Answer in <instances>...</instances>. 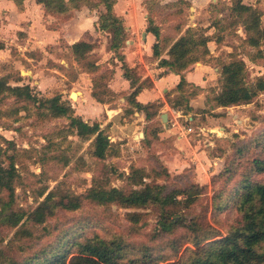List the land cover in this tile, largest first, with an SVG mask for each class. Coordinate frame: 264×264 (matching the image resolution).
<instances>
[{
    "label": "rangeland",
    "instance_id": "374dc122",
    "mask_svg": "<svg viewBox=\"0 0 264 264\" xmlns=\"http://www.w3.org/2000/svg\"><path fill=\"white\" fill-rule=\"evenodd\" d=\"M245 1L261 14L264 27V0ZM231 3L233 4V0ZM231 6H227L226 2L211 4L208 15H204V12L201 15V24L204 21V25H211V29L207 30V35L213 39L209 46L217 56L214 59L206 56L202 61L211 64L213 70L219 69L218 72L213 71L211 81L201 92L194 85L188 84L183 88L182 94L170 99L173 108L176 101L183 102V107L179 106L175 110L181 109L184 112L180 110L177 114L174 113L177 117L175 126L169 122L168 126L173 129L174 134H180L178 125L182 128L190 126L196 130L195 134L182 138L190 140L194 151L202 154L199 160L190 155L178 160L177 164L172 160V166L170 164L167 167L157 153L160 147L154 146V142L147 136V142L143 141L144 137L140 135L135 142L145 143L139 144L133 140V144L128 146L114 144L109 156L105 160H98L93 156L94 140H83L73 135L69 129L70 120L53 119L36 105L18 101L8 93L0 94V134L4 138L0 140V146L8 150L6 165L13 162L17 170L14 198L11 199L9 193L3 191L0 193L1 200L3 203L11 202L10 210L25 213L27 218L51 192H55L56 201L64 199L66 204V208H57L43 224L26 218L17 227L0 223L2 264L11 260L24 262L28 259H40L56 251L60 245L65 249L69 248L70 243L83 242L93 237L124 242L127 246L124 251L125 263L141 258L145 252L152 254L154 258L168 259L170 263L183 257L188 258L190 252H187V248L195 249L192 244L187 243L191 231L185 226L190 225L191 219H196L205 230L210 228L222 235L215 240L228 236L231 230L242 224V215L238 213L233 200L237 189L247 177L251 182L264 184V173L257 171V165L254 164L255 159L264 160V91L259 92L249 104L223 109L216 108L213 99L223 92L221 71L233 57L246 62V80L252 87L261 80L264 81V42L260 48L250 47L245 42L246 31L240 19L231 14ZM186 14L187 9L184 7L175 10L157 9L156 15L163 22L162 35L167 38L162 42L163 51L169 49L188 25ZM96 30L95 35L86 37L87 41L95 44L96 49L93 50V55H88L84 60L75 61L70 47L64 46L65 42L57 50L47 48L48 54L41 53L40 50L26 53L27 57L34 59L42 68L34 67V61H24L25 58L17 51L8 60H4L2 56L5 55L2 54L0 79L5 78L11 86H17L18 81L19 86L30 85L39 98L62 95L72 107L75 106V116L82 113L80 107L85 103L81 92L87 93L89 90L95 91L101 100L116 102L113 106L121 107L119 98H125V95L118 94L114 97L108 88L116 68V63L111 58L104 59L109 44L111 45L110 42H105V38L111 40V35L99 31L98 27ZM205 30L200 25L195 26L192 32L196 38H200L199 36H205ZM218 39L223 40L221 44H215ZM123 45L125 49L131 47L127 43ZM95 63L99 64L97 70L90 67ZM54 69L58 72L52 73L51 70ZM22 71L24 73L20 75ZM29 71L36 73L35 79L29 78ZM85 71L91 72L87 74ZM44 80L50 81L39 87ZM78 80L80 87L73 84ZM75 93L80 94V104L73 99ZM198 93L201 99L195 97L199 102L194 103L196 108L187 114L182 96L189 99L190 105V97ZM158 108L159 105L151 107L150 112L153 113ZM167 113L171 114V111ZM167 113L164 112L163 115ZM83 118L86 119V115ZM101 118L104 122L103 116ZM147 123L144 131L150 135L164 131L165 122L160 117ZM199 128L205 130L201 135L198 133ZM106 133L111 136L108 130ZM177 139L175 135L172 136L173 142ZM169 148L177 152L181 150L173 145ZM132 168L144 170L147 184L165 187L169 192L196 187L194 190L199 193V197L190 208L182 201L186 199L184 196L178 197L182 204L177 205L176 210L183 218L182 226H178L173 232H161V211L155 205L126 209L115 204L102 206L83 200L95 186L132 190L128 180ZM77 197L82 198V205L79 209L72 210L71 205ZM174 242L175 246L181 244L177 250L174 249Z\"/></svg>",
    "mask_w": 264,
    "mask_h": 264
},
{
    "label": "trees",
    "instance_id": "16d2710c",
    "mask_svg": "<svg viewBox=\"0 0 264 264\" xmlns=\"http://www.w3.org/2000/svg\"><path fill=\"white\" fill-rule=\"evenodd\" d=\"M24 1L14 0L19 7H22ZM37 1L44 5L49 13L56 16H66L70 11L80 9L82 6L97 8L103 5L106 8V13L100 16L98 30L112 36L111 50L116 53L119 52L126 42L127 32L123 22L113 13L116 0H70L69 3L65 0ZM232 14L240 19L247 32L245 42L250 47L260 48L264 42V27L262 26L261 14L255 11L253 7L244 5L242 0L235 1ZM150 29L157 38H160V31L157 27H150ZM199 37L196 38L195 33L189 30L185 36L181 37L170 48V59L161 60L160 65L180 74L194 63L203 60L209 55L208 43L210 40L205 36ZM95 47L93 43L81 41L72 46V52L77 61L84 60ZM4 49L5 44L0 42V52ZM160 49L159 44L154 46L155 56H161ZM90 67L96 69L95 65H90ZM124 70L125 78L131 82L134 88V92L129 97L130 105L144 112L147 120H151L157 114L159 108L153 113L150 112V109L158 104L144 106L135 102L136 96L144 88L150 86L140 84V79L135 69L124 66ZM246 70V62L234 57L223 66L221 77L224 89L221 94L213 99L216 108H229L249 104L259 92L264 91L263 80L255 87H252L247 82ZM186 85L188 83L183 78L178 86L180 94L183 93V88ZM33 91L28 85L11 86L5 78L0 79V94L8 93L18 101L23 100L36 105L40 111L45 110L53 119L67 118L70 120L69 129L73 135L83 140H94L92 143L94 147L93 156L95 158L105 160L109 156L114 144L111 143L110 136L106 133V130L101 128L100 123L91 124L84 121L81 117L75 116L73 107L70 103L63 101L61 95L53 98H39ZM93 95L101 102L96 92ZM182 98L186 103L185 112L188 114L193 111V108L189 105V99L183 96ZM174 104L175 108H178L183 105V102L176 101ZM3 139L0 134V140ZM7 155L8 150L0 146V193L6 191L9 193V197L13 199L17 170L13 162L6 165ZM254 164L257 165V171L264 173V160L255 159ZM146 178L147 175L144 174V170L132 168L128 177L133 187L132 190L106 189L101 186H95L89 190L83 200L102 206L115 204L126 209L143 208L148 205L158 206L161 211V232H173L178 226L184 224L183 218L179 216L176 210V206L184 201L187 204V208H190L195 204L199 193L195 192V186L186 191L169 192L165 187L147 184L145 182ZM248 179L247 177L241 187L237 189L236 198L233 199L235 208L242 215V224L231 230L228 236L215 240L222 235L210 228L205 230L196 219H191L190 225L185 226L191 231V236H189L187 243L192 244L195 249L187 248V252H190L188 258L183 257L178 261L168 263V259L162 257L154 258L152 254L145 252L141 258L131 259L125 263L123 261L126 259L124 251L127 246L124 242L121 240L107 241L99 237H93L83 242L75 241L73 244L70 243L69 248L65 249L60 245L56 248V251L45 255L43 258L40 257V259H28L24 262L11 260L7 264H264V184L254 183ZM179 196H184L186 199L179 201ZM55 198V192L49 193L28 218L25 213L11 211V202L3 203L0 198V223H9L11 226L17 227L26 218L37 224H43L54 214L57 208H66L64 199L56 201ZM83 200L77 197L70 209H79ZM175 244L174 242L173 246ZM180 245L178 243L174 249L177 250Z\"/></svg>",
    "mask_w": 264,
    "mask_h": 264
},
{
    "label": "crops",
    "instance_id": "0c3cea01",
    "mask_svg": "<svg viewBox=\"0 0 264 264\" xmlns=\"http://www.w3.org/2000/svg\"><path fill=\"white\" fill-rule=\"evenodd\" d=\"M65 1L69 3L70 0ZM150 1L151 0H116L113 8V13L116 17L122 20L127 32L125 44L127 43L131 46L130 48L125 49L123 45L119 52L116 53L111 50V45L109 44V50H107L104 58H111V60L116 63L115 72L108 88L114 97L118 94L125 95V98H119V102L122 103L121 107L113 106L116 105V102L113 101H98L93 95L95 91L89 90L87 93L81 92L82 99L85 103L80 107L82 108V113L76 115L88 123H100L102 129L106 131L108 130V133H111V143L118 146L123 147L125 145H132V141L134 140L135 142L138 135L141 134L144 135L143 141L147 142L145 138L147 136L150 141L154 142V146L157 145L160 147V151H157V153L167 164V167H170L169 165L172 160L177 164V162L190 155L197 160L202 158L201 153L194 151V147L191 145L190 140L178 137L179 134H174L172 131L173 129H170L168 126V122L169 124L173 123L175 126L177 117L174 113L177 114V111H180L173 109L170 99L177 94H180L178 86L183 78H185L188 84H192L200 89L201 92L205 89L208 82L211 81L213 71L218 72L219 69L213 70L211 64L207 61L205 62L201 60L179 74L168 67L161 66L160 62L163 59L169 60V51L172 45L181 37L185 36L189 30H193L195 26L198 27L200 25L206 29L204 31L205 36L210 40L208 43L209 55L207 57L210 59L217 57L213 54L214 52L209 46L213 41L212 37L207 35V30L211 29V25L209 23L208 26L204 25L203 23H206L204 21H202L201 24V15L203 12L204 15H208V8L211 4L218 5L225 2L227 3V6L232 5L230 9L232 14V8L237 0H233V4L231 3L232 0H153V3ZM242 3L246 6L254 7L253 5L248 4L245 0H242ZM183 7L185 10L187 9L185 20L188 25L181 31L182 33H180L176 40H172L173 43H171L169 49L163 51L164 45H162V42L167 38L162 35V33H164L161 28L163 22L160 16L156 15V11L157 9L175 10ZM104 13H106V8L103 5H100L97 8L82 6L80 9L70 11L66 16H56L49 13L44 5L40 4L37 0H25L22 7H19L14 0H0V42L5 44V49L0 52V56L3 54L5 55L2 56L4 60H8L14 56L13 52L17 51L25 58L24 61L29 63L34 61L32 65L37 68L40 64L35 62L34 59L27 57V52L30 53V51L40 50L41 53L48 54L47 48L50 50L53 48L57 50L59 45H62V43L65 42L64 46L70 47L71 54L75 59L72 52V46L78 42L87 41L86 37L96 34V27H98L100 16ZM168 16H171V14ZM209 17H211V15ZM150 27H157L160 31V38H157L154 33H152ZM111 37V40L105 38V42L111 43ZM215 41V44L217 42L221 44L223 40L220 41L218 39ZM156 44H159L161 47L160 57H157L154 54V46ZM94 51L89 55H93ZM75 61L77 60L75 59ZM94 65L96 66L95 68H97L99 64L95 63ZM124 66L136 70L137 76L140 79V84H145V86L149 84L150 87L144 88L143 91L136 96L135 102L144 106L149 104L159 105L158 110L160 111H158L151 120H147L144 112L139 111L136 107L130 105L129 97L134 92V88L132 87L131 82L124 76ZM40 68L42 67L40 66ZM55 70L56 69L51 70V72L57 73L58 70ZM85 72L88 74L91 71ZM23 73L24 71H22L20 75ZM29 73H31V77L29 76V78L35 79L34 77L36 73L31 71H29ZM88 80L90 81L89 77ZM49 81L50 80H44L43 83H40L39 87L47 85ZM18 83L20 82L18 81ZM18 83L17 86H19ZM93 83H95L94 80ZM73 84L76 87H80L81 85L79 80ZM79 96L80 94L76 93L73 95V99L77 100V103L80 104L81 97L79 98ZM195 97L201 99V95L198 93L194 94L192 98L190 97V107L193 108V110L196 108L194 103L198 104L199 102ZM62 100L67 102L63 96ZM73 109H75V106H73ZM92 109H94V111ZM167 111H171L172 115L168 114ZM164 112L167 113L165 114L168 119L167 123L163 122ZM93 114L96 116L92 117ZM84 115H86V119L83 118ZM102 116L104 122H102ZM158 117L161 118L165 125L164 131H158L156 135L146 133L144 129L146 124H148L147 122H152ZM123 132H128L129 134H124ZM174 135L178 138L175 142L172 140V136ZM143 141L135 143H145ZM187 144H189L190 147ZM171 145L178 147V149L181 150L178 152L176 150H171L169 148ZM162 148L166 149L162 150ZM174 167L176 166H173V168Z\"/></svg>",
    "mask_w": 264,
    "mask_h": 264
},
{
    "label": "built area",
    "instance_id": "2783aa9c",
    "mask_svg": "<svg viewBox=\"0 0 264 264\" xmlns=\"http://www.w3.org/2000/svg\"><path fill=\"white\" fill-rule=\"evenodd\" d=\"M178 127H179V130H180V134L179 135H180L181 138H182V136L186 137L187 135L190 136V135H193V134L196 133V130L194 128L190 127V126H186L185 125L182 128V127H180L178 125ZM198 130H199L198 131L199 135H201V133H204V131H205L203 128H199Z\"/></svg>",
    "mask_w": 264,
    "mask_h": 264
},
{
    "label": "water",
    "instance_id": "95a60500",
    "mask_svg": "<svg viewBox=\"0 0 264 264\" xmlns=\"http://www.w3.org/2000/svg\"><path fill=\"white\" fill-rule=\"evenodd\" d=\"M163 122H165V123H167L168 122V119H167V116L166 115H164L163 116ZM140 136H144L143 134H141Z\"/></svg>",
    "mask_w": 264,
    "mask_h": 264
},
{
    "label": "bare ground",
    "instance_id": "6f19581e",
    "mask_svg": "<svg viewBox=\"0 0 264 264\" xmlns=\"http://www.w3.org/2000/svg\"><path fill=\"white\" fill-rule=\"evenodd\" d=\"M76 94V93H75Z\"/></svg>",
    "mask_w": 264,
    "mask_h": 264
}]
</instances>
